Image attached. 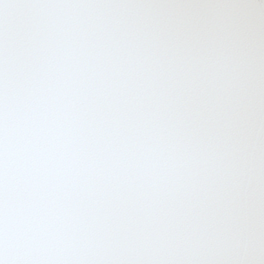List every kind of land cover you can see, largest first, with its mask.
Here are the masks:
<instances>
[{"label": "snow or ice", "instance_id": "snow-or-ice-1", "mask_svg": "<svg viewBox=\"0 0 264 264\" xmlns=\"http://www.w3.org/2000/svg\"><path fill=\"white\" fill-rule=\"evenodd\" d=\"M0 264H264V0H0Z\"/></svg>", "mask_w": 264, "mask_h": 264}]
</instances>
